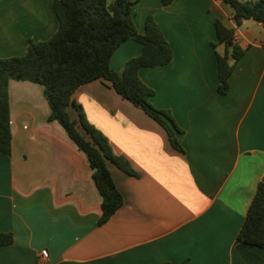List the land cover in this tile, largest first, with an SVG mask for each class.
I'll use <instances>...</instances> for the list:
<instances>
[{"label":"crops","instance_id":"crops-1","mask_svg":"<svg viewBox=\"0 0 264 264\" xmlns=\"http://www.w3.org/2000/svg\"><path fill=\"white\" fill-rule=\"evenodd\" d=\"M55 0H0V57L21 56L29 40L58 28ZM140 32L151 14L173 49L162 66L142 67L155 89L151 101L171 112L184 151L165 127L103 79L73 94L114 153L137 174L109 162L124 203L100 224L102 195L87 154L57 120H49L44 86L9 83L12 152H0V264H264V248L238 239L260 181H264V24L246 19L237 39L246 48L218 91L216 20L234 25L222 0H139ZM218 49L223 50L220 44ZM142 51L129 38L114 52L119 72ZM72 117L78 112L71 104Z\"/></svg>","mask_w":264,"mask_h":264},{"label":"trees","instance_id":"trees-1","mask_svg":"<svg viewBox=\"0 0 264 264\" xmlns=\"http://www.w3.org/2000/svg\"><path fill=\"white\" fill-rule=\"evenodd\" d=\"M139 0H55L53 5L58 18L55 33L43 41L29 40L27 52L21 56L0 57V152H12V129L9 83L11 79L31 80L44 86V93L51 107L49 120H57L69 136L88 156L93 168V178L102 195V215L99 223L106 222L124 203V196L109 169V162L120 169L137 174L129 160L114 153L108 137L86 116L83 106L73 99L75 90L82 84L103 79L124 98L144 109L162 124L172 145L180 151L179 141L171 112L159 108L151 101L155 89L140 76L142 67L168 64L173 49L162 28L149 14L145 31L137 28L133 8ZM173 0H162L169 4ZM233 8L234 25L217 19V41L212 42L218 61V91L230 88V76L244 48L237 39V29L248 18L264 24V0H222ZM142 44L139 55L126 61L124 70L111 66V58L127 39ZM220 44L224 49H218ZM73 105L77 117H72ZM238 239L247 244L264 248V181H260ZM14 242L12 232L0 231V245ZM161 264H186L165 261Z\"/></svg>","mask_w":264,"mask_h":264},{"label":"built area","instance_id":"built-area-1","mask_svg":"<svg viewBox=\"0 0 264 264\" xmlns=\"http://www.w3.org/2000/svg\"><path fill=\"white\" fill-rule=\"evenodd\" d=\"M48 249H43L41 251V258H40V264H44L48 260Z\"/></svg>","mask_w":264,"mask_h":264}]
</instances>
